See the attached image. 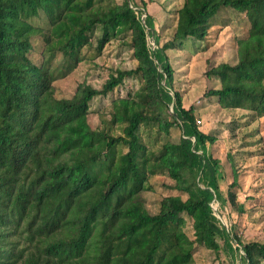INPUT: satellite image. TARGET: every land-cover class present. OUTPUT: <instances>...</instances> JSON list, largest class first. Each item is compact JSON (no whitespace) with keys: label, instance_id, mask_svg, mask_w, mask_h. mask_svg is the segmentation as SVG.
<instances>
[{"label":"trees","instance_id":"trees-1","mask_svg":"<svg viewBox=\"0 0 264 264\" xmlns=\"http://www.w3.org/2000/svg\"><path fill=\"white\" fill-rule=\"evenodd\" d=\"M140 1L0 0V264H196L195 244L227 252L232 263L264 264V242L243 241L222 222L226 203L242 208L232 190L236 174L224 191V172L209 149L216 139L198 128L194 108L173 90L166 53L202 40L211 18L233 11L243 31L236 60L206 71L220 84L207 94L251 120L264 116V0H183L173 35L161 44ZM61 23L73 32L52 48L51 29ZM127 34L134 68L115 69L99 88L80 83L71 97L55 96L53 81L76 66L82 48L99 52ZM34 38L43 45L39 63L30 57ZM129 77L141 79V88L112 97L101 127H91L93 100ZM154 124L165 132L178 126V140L154 149L140 134ZM157 174L186 197L163 196L150 212L143 192Z\"/></svg>","mask_w":264,"mask_h":264},{"label":"rangeland","instance_id":"rangeland-1","mask_svg":"<svg viewBox=\"0 0 264 264\" xmlns=\"http://www.w3.org/2000/svg\"><path fill=\"white\" fill-rule=\"evenodd\" d=\"M114 1L121 3L123 0ZM144 1L146 13L152 17L160 44L169 40L174 32L177 9L183 0ZM134 2L141 7L140 0ZM235 16L233 11H219L209 20L210 26L202 40L191 38L180 47L168 49L166 53L174 71L173 90L178 91L185 108H194L196 120L200 121H195L198 128L216 139L209 149L212 156L219 160L224 172V181L221 183L224 191L232 182L233 174H236L237 182L232 190L236 202L242 208L237 211L230 202L226 203L220 216L222 222L232 223L243 241L264 242V116L251 120L248 111L223 108L215 96L207 94L220 84L216 79L208 78L206 71L222 61L232 63L236 60L235 39L243 31L237 25L239 17ZM38 21L43 28L46 27L42 19ZM71 32L73 28L66 23L54 25L51 29L50 47L59 46ZM152 40L150 37L149 42L152 43ZM130 44V35L127 34L111 37L99 52L94 49L95 45L82 48L83 58L76 66L53 81L55 96L71 97L80 83L99 88L115 69L134 68L137 60ZM32 45L30 57L35 63H39L43 58L40 38H34ZM141 86V79L129 77L110 96L94 99L88 114L91 127H101L99 116L107 109L112 97L125 96L127 92L134 94ZM168 109L171 110V105ZM162 117L170 120L166 110ZM107 124L112 127V132L118 133L115 125L109 122ZM140 134L146 143L157 149L165 141H177L181 132L178 126H172L165 132L154 124L141 127ZM149 183L151 188L143 192V198L150 212L157 211L158 202L163 196L178 194L182 198L186 197L184 193L171 188L174 181L167 174L153 175L149 178ZM212 206L218 208L217 203ZM183 216L184 231L193 238L192 220L185 214ZM218 241L222 245V239ZM193 259L196 264H240L232 263L230 255L223 250L214 252L198 244H195Z\"/></svg>","mask_w":264,"mask_h":264},{"label":"built area","instance_id":"built-area-1","mask_svg":"<svg viewBox=\"0 0 264 264\" xmlns=\"http://www.w3.org/2000/svg\"><path fill=\"white\" fill-rule=\"evenodd\" d=\"M142 16V15H141ZM143 17V16H142ZM152 44V46H153V42L151 43ZM196 122H200L199 120H196ZM213 207V206H212Z\"/></svg>","mask_w":264,"mask_h":264},{"label":"water","instance_id":"water-1","mask_svg":"<svg viewBox=\"0 0 264 264\" xmlns=\"http://www.w3.org/2000/svg\"><path fill=\"white\" fill-rule=\"evenodd\" d=\"M213 209H215V208L213 207Z\"/></svg>","mask_w":264,"mask_h":264}]
</instances>
